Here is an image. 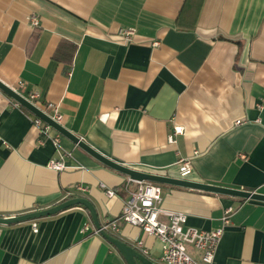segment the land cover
<instances>
[{"label": "crops", "instance_id": "1", "mask_svg": "<svg viewBox=\"0 0 264 264\" xmlns=\"http://www.w3.org/2000/svg\"><path fill=\"white\" fill-rule=\"evenodd\" d=\"M0 79L58 104L68 130L119 163L179 177L189 158L191 180L264 193V0H0ZM174 127L183 133L170 142ZM44 128L0 90V216L75 193L103 225L119 218L128 177ZM57 158L66 168L48 166ZM162 207L207 230L233 207L217 263L264 264L263 201L168 185ZM115 234L159 260L161 242L139 227L120 221ZM0 264L127 263L75 206L0 224Z\"/></svg>", "mask_w": 264, "mask_h": 264}, {"label": "built area", "instance_id": "2", "mask_svg": "<svg viewBox=\"0 0 264 264\" xmlns=\"http://www.w3.org/2000/svg\"><path fill=\"white\" fill-rule=\"evenodd\" d=\"M30 22L34 26L39 25V19L36 15L30 16ZM134 34V29L125 30L122 32L124 39L129 38ZM122 37V38H123ZM25 86L24 82H20L19 89H16L30 102L35 104L41 110L50 115L59 123L63 121V115L60 112L58 104L51 101H41L37 92H30L24 95L21 89ZM14 105L22 108L20 103L14 101ZM36 125H46L40 118L34 115ZM246 121L238 119L237 125L243 124ZM46 125L44 135L47 133ZM183 133L180 127H174L169 140L176 142V137ZM61 134L58 133L53 141L56 146L60 143ZM45 139V137H44ZM41 140V144L45 140ZM48 166L55 170L66 168L64 159L57 158L49 162ZM179 177L189 179L193 172L191 159L182 158L178 161ZM101 186L105 188L109 197L117 196V191L107 187L104 183ZM78 190H85L82 186H77ZM126 191L129 194L128 199L124 202L122 214L115 220H109L104 226L106 229L116 233L119 230V222L123 221L128 224L139 227L143 232L158 239L161 244V256L156 262L157 264H218L216 261V252L218 245L222 239L226 227L231 223V215L234 211L233 207H228L222 217V226L215 229H200L187 225L188 215L179 211L166 210L162 207L163 187L158 183L133 180L128 177ZM36 227V224H34ZM84 230L88 229L85 225ZM97 232V231H96ZM98 233V232H97ZM142 240H138L134 245L145 255L149 251L143 247ZM189 247L194 248L199 257H195L189 252Z\"/></svg>", "mask_w": 264, "mask_h": 264}, {"label": "water", "instance_id": "3", "mask_svg": "<svg viewBox=\"0 0 264 264\" xmlns=\"http://www.w3.org/2000/svg\"><path fill=\"white\" fill-rule=\"evenodd\" d=\"M0 90L7 94L9 97H11L14 101L20 103L22 107L26 108L32 114L40 118L46 125L50 126L61 135L70 139L73 143H75L77 146L86 151L92 157L103 163L105 166L133 180L153 182L167 186L169 185L183 187L202 192L240 198L243 200H256L264 202V193L261 192L226 187L222 185L210 184L191 179H183L180 177L144 171L123 163H119L111 159L110 157H107L106 155L102 154L84 139L68 130L62 123H59L54 120L50 115H48L35 104L30 102L14 87L5 83L1 79ZM75 206H83L90 212L96 231L119 251V253L123 256L127 264H157L154 260L142 253L137 247L115 235L112 230L106 229L104 227L106 224L103 225L99 219V214L96 209V206L90 199L84 196H77L66 199L58 203L57 205L47 209H39L21 215L7 217L0 216V224H13L18 222L35 220L42 217L57 214L61 211Z\"/></svg>", "mask_w": 264, "mask_h": 264}, {"label": "trees", "instance_id": "4", "mask_svg": "<svg viewBox=\"0 0 264 264\" xmlns=\"http://www.w3.org/2000/svg\"><path fill=\"white\" fill-rule=\"evenodd\" d=\"M74 51H75V46L74 45H72V57H73V53H74ZM22 109H24L25 111H27V112H30V111H28L26 108H24V107H22ZM162 187H165V186H167V185H163V184H160ZM79 194H75V193H70L69 195H68V197L66 198V199H69V198H73V197H77ZM65 199V200H66ZM81 207H83V206H81ZM84 209H86L85 207H83ZM87 210V209H86ZM88 211V210H87ZM88 213H89V215H90V217H91V214H90V212L88 211ZM92 218V217H91ZM116 235V234H115Z\"/></svg>", "mask_w": 264, "mask_h": 264}, {"label": "rangeland", "instance_id": "5", "mask_svg": "<svg viewBox=\"0 0 264 264\" xmlns=\"http://www.w3.org/2000/svg\"><path fill=\"white\" fill-rule=\"evenodd\" d=\"M190 248V247H189ZM189 252L191 253V251L189 250ZM192 254V253H191Z\"/></svg>", "mask_w": 264, "mask_h": 264}]
</instances>
